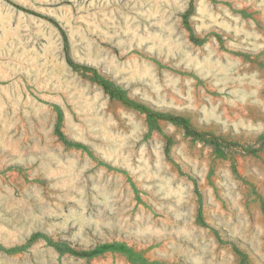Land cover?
Returning <instances> with one entry per match:
<instances>
[{"label": "rangeland", "instance_id": "1", "mask_svg": "<svg viewBox=\"0 0 264 264\" xmlns=\"http://www.w3.org/2000/svg\"><path fill=\"white\" fill-rule=\"evenodd\" d=\"M0 264H264V0H0Z\"/></svg>", "mask_w": 264, "mask_h": 264}, {"label": "trees", "instance_id": "2", "mask_svg": "<svg viewBox=\"0 0 264 264\" xmlns=\"http://www.w3.org/2000/svg\"><path fill=\"white\" fill-rule=\"evenodd\" d=\"M27 12H29V13H31V14H35V13H33L32 11H27ZM49 20H51V19H49ZM51 22H53L59 29H60V31L62 32V34H63V37H64V41L65 42H67L68 41V38H67V36H66V34H65V32H64V30L60 27V25H58V23H56L55 21H51ZM66 54H67V58H68V63L70 64V65H73L74 63L71 61V59L69 58V50H68V48L66 47ZM83 68H89V67H86V66H83ZM189 131L188 132H192V131H190V129H188ZM79 255H90V253H88V252H82V253H78Z\"/></svg>", "mask_w": 264, "mask_h": 264}]
</instances>
